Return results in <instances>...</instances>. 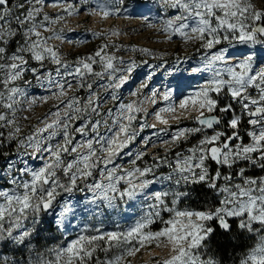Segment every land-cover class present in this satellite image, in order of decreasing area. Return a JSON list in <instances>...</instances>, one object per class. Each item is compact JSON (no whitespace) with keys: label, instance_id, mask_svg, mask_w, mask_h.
<instances>
[{"label":"snow or ice","instance_id":"snow-or-ice-1","mask_svg":"<svg viewBox=\"0 0 264 264\" xmlns=\"http://www.w3.org/2000/svg\"><path fill=\"white\" fill-rule=\"evenodd\" d=\"M46 6L59 11L50 15L43 12ZM125 7V0H96L94 6L90 0L47 5L45 0H0V127L9 129L6 136L0 132V149L15 143L14 152H0L5 158L0 168L5 185L0 186V250L13 253L0 264H132L130 258L142 250L149 251L151 264H225L210 242L229 234L251 241L232 264H264V0H159L165 18L148 27L165 42L179 38L198 44L199 64L190 71L206 75L195 88L181 87L173 75L175 65H169L165 71L175 87L151 88L145 95L166 62L133 46L132 52L161 62H140L149 71L130 91L136 99L119 103L115 116L109 111L102 133L95 80H106L101 87L115 102L137 61L117 56L119 45L110 41L70 61L50 41L79 46L85 41L68 39L55 25L81 12L111 19ZM89 31L105 41L119 35ZM27 75L41 87L48 85L60 105L53 113L56 119L20 137L15 105L25 93L17 82L30 84ZM80 89L86 99L75 95ZM69 90L73 95L68 96ZM37 99L49 97L33 98L29 106ZM147 105L157 107L149 113ZM140 113L152 115L155 123L140 122L139 129H155L157 123L164 127L154 133L156 141L144 137L129 154L134 155L131 167H125L115 161L136 139L134 122ZM77 120L81 126L72 128ZM170 120L187 123L170 130ZM45 130L47 137L38 135ZM77 133L80 140L74 138ZM58 136L62 138L56 140ZM157 144L160 149L151 161L139 165L147 147L156 149ZM25 156H39L42 163L21 167ZM157 184L160 189L154 190ZM78 193H85L83 207L115 209L142 198L146 210L122 231H89L87 225L73 224L81 206ZM201 194L197 207H182L196 203ZM153 247L164 254L158 257Z\"/></svg>","mask_w":264,"mask_h":264},{"label":"rangeland","instance_id":"rangeland-1","mask_svg":"<svg viewBox=\"0 0 264 264\" xmlns=\"http://www.w3.org/2000/svg\"><path fill=\"white\" fill-rule=\"evenodd\" d=\"M54 0H45L46 5L53 3ZM79 3V0H75ZM91 4L94 6L96 0H90ZM126 7L119 15H114L111 19L101 21L99 17L85 15L84 12H81L78 16L68 18V22L65 24L63 22L57 23L55 28L57 30L63 28L65 35L68 39L72 40H81L85 41L81 45H69L67 43L60 44L59 41L52 40L50 43L56 45L61 49L63 56L68 60H74L77 55L84 56L90 54L94 49H96L101 43L112 42L119 45V48L116 52L117 56L122 57L125 61L135 59L137 61V68L134 70L131 78L124 84L120 89L117 90V101H112L108 98V94L105 93L104 88L101 85L106 84V80L96 79L93 85L92 91L96 92L100 96L99 104L100 111L102 113L100 119L102 121V126L100 131L103 133L105 131L103 127V120L107 118L106 114L111 112V115H116V109L119 103H127L132 100H135L136 97L130 96V91L134 90L143 78V76L149 71L146 65L140 63L143 60H147L149 63L155 65L160 63V59H153L152 57H145L139 52H132L131 48L135 46L136 48H147L156 53L158 58H162L165 61V68L160 69L156 74L155 78L150 82L149 88L144 90V94H150L151 88H156L157 91L163 90L165 87H175L176 81H173L169 78L168 73L165 69L169 65H175L176 71L173 73L179 80L181 87L186 84L191 85L192 88H195L200 83H202L201 76L206 75V73H191L190 68L193 65L198 66L201 53L197 51L198 44H184L179 40V38H173L170 42H165L160 33L156 31L155 28L148 27V24H159L160 21L165 18L164 10L159 8V0H125ZM141 5H143L141 7ZM57 8L45 7L43 12H47L50 15H55L58 13ZM171 14V13H169ZM43 13L41 14V16ZM145 18L146 21H145ZM191 24L192 21H189ZM71 31H68V29ZM92 31L104 33L111 32L115 30L119 35L115 37L109 36V40L105 41L100 37H94L91 35ZM47 35V33H45ZM98 70V69H97ZM55 75V73H53ZM30 80V84H24L23 81H19L18 86L24 89V95L19 97V102L15 105L16 112L14 120L16 125L20 128V132L17 134L20 137H26L36 132L37 129L43 128L45 123H50L52 120L56 119L53 115L58 110L60 101L51 96V91L49 86L45 85L41 87L36 83L35 80L31 78L30 75L25 77ZM71 79V78H69ZM95 79V78H93ZM2 90V89H0ZM54 90V89H53ZM190 90V89H188ZM111 91V90H109ZM73 95V91L69 90L68 96ZM75 95L81 98H87V94L83 89L75 91ZM48 96L47 101H37L29 106V101L33 98ZM64 99V98H62ZM162 106V105H161ZM149 108V113L156 108L154 105H147ZM59 110L62 111V108ZM0 111H4L2 104H0ZM140 119L136 122L138 135L136 139L129 144V146L122 150L120 156L115 161V163L123 164L125 167H131L128 163L129 159H134L135 151L141 147V141L144 137H148L151 141H156L157 137L154 133L158 132L160 125L157 123V127L153 128H144L139 129V123L146 121L148 124L155 123L154 117L150 114L140 113L138 114ZM9 118H13L9 114ZM95 119V117H94ZM187 121L181 120L180 123L176 121H169V129H175L177 127L183 126ZM109 126H111V120H108ZM81 121L77 120L72 128L80 127ZM9 129L7 127H0V132L4 133L6 136ZM49 130H45L43 133H38L40 136L47 137ZM159 136L162 138H167V134L159 133ZM62 137H57L56 140L61 139ZM75 140H80V134H75ZM56 140L52 142L55 143ZM160 149V145L157 144V148L153 149L150 146L147 147V153L143 160L138 161L137 163L141 166L145 162H150L152 158V153ZM14 152L15 143L11 145V148L0 149V152ZM8 159L13 158L11 155L7 157ZM24 163H27L28 167L35 168L40 166L42 163L39 156L31 157L25 156L21 162V167ZM5 166V158L0 155V168ZM0 186H5L3 181H0ZM154 190H159L160 185H154ZM78 198L80 199V205L76 208V219L73 220V224H79L81 228L85 225L88 226L89 231L94 228H99L103 231H122L128 226L134 223L137 216L141 214L143 210H146L144 204H142L141 199L130 202L129 204L121 203L119 207L115 209L106 208L101 206L97 209L95 206L89 205L88 207H83L86 203L84 200L85 193H78ZM182 207H191V203L186 202ZM154 228L156 225L153 226ZM70 235H75V230L70 229ZM243 240V246H248L251 241L246 239L244 236H239ZM43 244V241H41ZM211 244V242H210ZM49 246H52V242H49ZM159 256H162L164 253L159 250L152 249ZM110 251L107 255H111ZM101 259L105 258V253H98ZM7 256L9 259L12 258L13 253L11 251L0 250V259H3ZM17 259L19 255L17 254ZM132 264H151V257L148 250H142L137 254L135 258H130ZM235 259V258H234ZM238 259V258H237ZM225 264H232V261H226Z\"/></svg>","mask_w":264,"mask_h":264},{"label":"trees","instance_id":"trees-1","mask_svg":"<svg viewBox=\"0 0 264 264\" xmlns=\"http://www.w3.org/2000/svg\"><path fill=\"white\" fill-rule=\"evenodd\" d=\"M194 200L197 198L194 196ZM203 200V194L199 197L196 203H191V207H197ZM218 246H222L223 251H218ZM246 248L243 246V240L241 237L235 234H229L227 238L215 236L211 241L212 251H216L218 257L223 256L224 261H233V259L239 258L241 252Z\"/></svg>","mask_w":264,"mask_h":264},{"label":"bare ground","instance_id":"bare-ground-1","mask_svg":"<svg viewBox=\"0 0 264 264\" xmlns=\"http://www.w3.org/2000/svg\"><path fill=\"white\" fill-rule=\"evenodd\" d=\"M193 66H196V65H193ZM193 66H191V67H193Z\"/></svg>","mask_w":264,"mask_h":264}]
</instances>
